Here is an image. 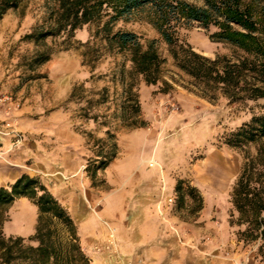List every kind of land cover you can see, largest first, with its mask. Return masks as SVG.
Returning <instances> with one entry per match:
<instances>
[{
	"label": "rangeland",
	"instance_id": "374dc122",
	"mask_svg": "<svg viewBox=\"0 0 264 264\" xmlns=\"http://www.w3.org/2000/svg\"><path fill=\"white\" fill-rule=\"evenodd\" d=\"M56 6V0H20L18 7L0 17V186L11 184L16 174L37 178L70 213L86 264H92L84 251L85 236L78 229L84 218L70 207L71 197L79 191L84 194L87 187L108 189L106 166L91 172L102 152L111 154L113 144L114 157L130 144H151L154 157L148 164L161 176L165 188L170 187V204L182 209L177 210L180 218L191 223L198 217V205L208 206L207 219L214 226L221 217L227 222L235 251L241 254L239 264H264V241H244L239 231L245 226L229 223L231 215L236 217L232 187L246 157L254 156L256 144L234 147L227 143L232 131L261 111L262 102L209 101L196 94L173 65L146 11L117 18L112 31L135 33L143 48L155 41L166 59L162 80L170 88L160 81L146 84L141 75L131 72L126 52L108 47L101 33H96L107 17L76 30L67 43L65 34L39 42L29 38L36 31L52 28ZM210 33L192 26L181 29L179 37L207 57L229 56L231 49L212 42ZM66 44L69 48L62 49ZM46 49L51 51L49 59L30 67L34 55ZM128 91L138 103L137 113L129 111ZM74 159L80 166L72 174L68 168ZM82 177L88 186L80 181ZM75 179L77 187L71 185ZM178 182L183 202L175 190ZM188 187L194 189L192 196ZM22 199L7 208L1 230L6 237H23L25 244L36 245L28 238L34 233L37 207ZM84 200L95 216L100 203H91L87 194ZM99 246L97 252L106 250L102 243L92 249Z\"/></svg>",
	"mask_w": 264,
	"mask_h": 264
},
{
	"label": "trees",
	"instance_id": "16d2710c",
	"mask_svg": "<svg viewBox=\"0 0 264 264\" xmlns=\"http://www.w3.org/2000/svg\"><path fill=\"white\" fill-rule=\"evenodd\" d=\"M56 0L53 26L30 35L35 42L46 37L65 34L67 43L74 32L84 25L100 22L101 33L109 48L126 52L131 72L141 75L146 84L162 82L161 57L155 41L145 48L138 36L130 31H112L117 18L135 11H146L149 23L159 32L168 47L173 65L186 77L188 85L199 96L213 101L224 98L229 103L261 101V111L231 132L227 143L241 147L256 144L254 156L246 157L234 182L230 197L236 217L230 225L245 226L239 231L244 241H264V0ZM20 0H0V17L18 7ZM192 26L210 31L212 42L231 49L229 56L207 57L195 51L179 37V31ZM66 44L62 49H68ZM51 51L46 49L30 60L29 66L46 62ZM129 111L137 113L138 103L128 91ZM130 125H135L131 122ZM102 152L103 157L93 166L92 175L105 167L115 156ZM89 166H87L88 169ZM183 202L181 184L175 187ZM194 189L188 187V195ZM27 198L37 207L34 233L28 238L36 245L25 244L23 237L4 236L1 230L7 208L17 198ZM198 205L197 210H200ZM77 236V228L67 209L37 178L20 175L11 184L0 186V264H86Z\"/></svg>",
	"mask_w": 264,
	"mask_h": 264
},
{
	"label": "crops",
	"instance_id": "0c3cea01",
	"mask_svg": "<svg viewBox=\"0 0 264 264\" xmlns=\"http://www.w3.org/2000/svg\"><path fill=\"white\" fill-rule=\"evenodd\" d=\"M153 157L151 144H130L105 167L108 189L87 187L84 194L73 191L69 206L84 218L78 229L85 236L84 251L92 264H239L241 254L235 251L225 219L221 217L214 226L207 219L206 205L196 212L193 222L181 219L182 209L170 204V187L165 188L161 176L148 164ZM70 165L68 172L78 173L80 164L75 159ZM80 181L88 186L86 178ZM71 185L77 187L78 181ZM86 194L91 203H100L95 216L85 203ZM104 222L114 230V246L97 252L92 246L105 244L107 238Z\"/></svg>",
	"mask_w": 264,
	"mask_h": 264
},
{
	"label": "built area",
	"instance_id": "2783aa9c",
	"mask_svg": "<svg viewBox=\"0 0 264 264\" xmlns=\"http://www.w3.org/2000/svg\"><path fill=\"white\" fill-rule=\"evenodd\" d=\"M169 201H171V199H169ZM104 223H105L108 233H107V241L105 242L103 248L106 250H110L114 246V230L106 222ZM101 248L100 246L95 247V250L100 251Z\"/></svg>",
	"mask_w": 264,
	"mask_h": 264
}]
</instances>
